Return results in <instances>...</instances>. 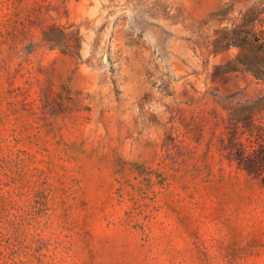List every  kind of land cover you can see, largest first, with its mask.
<instances>
[{"label":"rangeland","instance_id":"1","mask_svg":"<svg viewBox=\"0 0 264 264\" xmlns=\"http://www.w3.org/2000/svg\"><path fill=\"white\" fill-rule=\"evenodd\" d=\"M263 31L264 0H0V264H264Z\"/></svg>","mask_w":264,"mask_h":264},{"label":"trees","instance_id":"2","mask_svg":"<svg viewBox=\"0 0 264 264\" xmlns=\"http://www.w3.org/2000/svg\"><path fill=\"white\" fill-rule=\"evenodd\" d=\"M254 21V18H249L246 20V22L251 25H253ZM251 46L252 48L259 49L264 52V39L259 38L258 40H255V42L252 43ZM251 73L255 79L264 81V64L261 66L260 70H258L257 72L252 71ZM250 135H252V133H250ZM238 143V167L243 168L250 175L264 179V140L260 137L251 140L250 150H248L242 142ZM254 144L257 145V147L254 146Z\"/></svg>","mask_w":264,"mask_h":264}]
</instances>
